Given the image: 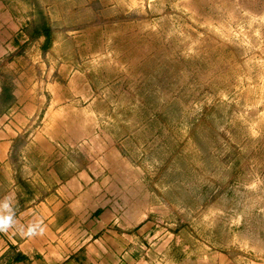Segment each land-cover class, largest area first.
Returning a JSON list of instances; mask_svg holds the SVG:
<instances>
[{
    "label": "rangeland",
    "instance_id": "374dc122",
    "mask_svg": "<svg viewBox=\"0 0 264 264\" xmlns=\"http://www.w3.org/2000/svg\"><path fill=\"white\" fill-rule=\"evenodd\" d=\"M18 6L27 38L12 54L24 77L92 143L116 148L147 212L264 262V0ZM40 15L46 48L29 36Z\"/></svg>",
    "mask_w": 264,
    "mask_h": 264
},
{
    "label": "crops",
    "instance_id": "0c3cea01",
    "mask_svg": "<svg viewBox=\"0 0 264 264\" xmlns=\"http://www.w3.org/2000/svg\"><path fill=\"white\" fill-rule=\"evenodd\" d=\"M16 1L0 0V264H264L147 212L116 148L92 143L24 77Z\"/></svg>",
    "mask_w": 264,
    "mask_h": 264
},
{
    "label": "trees",
    "instance_id": "16d2710c",
    "mask_svg": "<svg viewBox=\"0 0 264 264\" xmlns=\"http://www.w3.org/2000/svg\"><path fill=\"white\" fill-rule=\"evenodd\" d=\"M40 19L41 21L39 23L37 22L36 26L29 29L30 32L29 36L33 39L43 36L44 42L42 46L46 48L51 43V34H50L51 31H50V27L48 26L45 20V17H43V15H40ZM4 96L6 100H8L9 97H11V95L9 96V94L6 92L4 93Z\"/></svg>",
    "mask_w": 264,
    "mask_h": 264
}]
</instances>
